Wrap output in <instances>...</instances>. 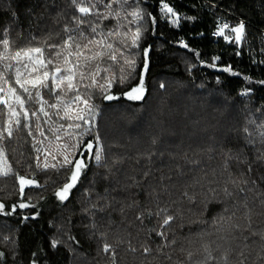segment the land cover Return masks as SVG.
Returning <instances> with one entry per match:
<instances>
[{"label": "trees", "instance_id": "16d2710c", "mask_svg": "<svg viewBox=\"0 0 264 264\" xmlns=\"http://www.w3.org/2000/svg\"><path fill=\"white\" fill-rule=\"evenodd\" d=\"M109 2V18H98ZM85 3L96 5L91 15L82 16L72 0H0V40L8 39L11 49L44 47L46 56L56 51L49 45L70 35L80 40L82 33L86 42L97 25L98 32L120 33L142 25L139 46L125 50L133 66L119 54L116 64L105 59L101 65H112L116 80L109 94L119 99L105 100L98 88H79L97 108L95 127L82 125L66 135L59 125L70 121L48 106L60 93L42 89L51 119L39 112L38 102L27 101L33 135L14 126L12 137L5 133L0 141V169L11 170L0 176V264H76L77 258L80 264H264V0ZM162 3L173 8L178 23L161 11ZM135 10L144 18L129 23L127 13ZM220 22L230 28L244 22L243 41L217 37ZM5 63L0 61V72ZM5 75L11 78L12 71ZM141 78L143 99H127ZM0 110L2 130L8 114L3 105ZM78 139L80 150L91 141L93 153L79 157L87 167L60 201L55 193L70 175L61 167L60 146ZM98 149L99 163L93 158ZM18 177L35 184L21 193ZM167 217L172 219L165 225ZM61 222L66 244L53 247Z\"/></svg>", "mask_w": 264, "mask_h": 264}, {"label": "snow or ice", "instance_id": "6c2138e0", "mask_svg": "<svg viewBox=\"0 0 264 264\" xmlns=\"http://www.w3.org/2000/svg\"><path fill=\"white\" fill-rule=\"evenodd\" d=\"M116 2V0H113ZM72 3L77 6V10L82 16H88L92 14V9L95 8V4L91 6H85V0H72ZM106 9H111L110 4H105ZM161 11L165 14H171L177 17L173 8L167 3H162ZM103 19H108L111 15V11L105 13H96ZM119 16V13H116ZM133 19L129 23H137L143 20V14L139 10H135L127 13ZM79 23L85 21L79 20ZM156 21L153 20V23ZM179 17L173 20V23H178ZM91 29L95 35L92 38L84 41L83 34L81 33V39L78 40L76 36H68L60 45H49V49H56L54 52H50L49 55H45V48L40 46H29L20 49H11V45L8 39L4 38L0 40V44L3 46V51H0V61H9L3 65V72H0V105H3L7 109L8 119L6 121V127L0 130V141L5 139V133L8 138H11L15 129L20 127L29 128V135H33L31 131L32 125L26 123L30 119V110L26 107L27 101L34 100L41 106L39 112L44 116L51 119L50 113L45 110L44 105L48 102L44 100L42 95V89H48L49 94L56 95L57 103L49 104L48 106L56 109V115L61 120L70 121V123L59 125V129H65L66 135L71 137L74 135L72 132H68L69 129H80L82 125H89L88 131L92 127H95V120L98 115V111L95 105L91 104L90 96L85 97L79 91L82 86L85 89L98 88L101 93L104 94V99L108 101L119 99L115 95L109 94L111 84L116 80L115 74L112 73V65L102 67L101 65L105 62V59L110 60L113 64L118 62V56L123 58V63L129 66L134 65V60L129 56L125 55V50L129 48L127 42L128 34L131 33V44L130 47L135 48L139 46V40L141 38V26H138L133 31L128 29L124 33L112 30L108 32H98L97 28ZM228 25H223L215 33L217 36H223L225 40L230 38L225 35V29ZM68 31V29H65ZM231 32L235 33V42L239 44L244 36V24L241 23L237 27L231 28ZM119 38V39H115ZM231 42V41H230ZM187 47V45H183ZM65 51L67 54H65ZM239 55V53H237ZM147 50L144 51V56L147 57ZM199 55V53H196ZM218 59V58H217ZM14 62V64L11 63ZM63 64L64 67L60 65ZM51 65V68L49 66ZM215 66V65H213ZM14 69V71H13ZM12 71V77L9 78L5 75ZM123 68L121 72L123 73ZM144 71H147V63L144 65ZM223 71H231L229 67H225ZM108 73L109 75L101 76V73ZM36 73V75H33ZM234 75L236 73H233ZM99 78V79H98ZM120 81L123 82L125 79L124 75L119 77ZM99 80H103L100 83ZM88 81V83H85ZM264 83V81H261ZM7 85V88L4 87ZM15 85V86H14ZM18 86V87H17ZM163 87V85H161ZM35 90V92H33ZM144 83L141 78L138 86L133 87L130 91L125 93V96L129 100H142L144 97ZM69 93H74L68 100H65V96ZM15 105V106H14ZM61 105H63L61 109ZM82 105V106H81ZM18 106V110L17 107ZM2 111V110H0ZM62 112V114H61ZM31 116H37L36 112H31ZM39 119V117H37ZM48 120H45L47 123ZM59 129H53V134L57 141L61 140V136L58 134ZM36 130L40 136H44L45 133L40 129L39 124L36 125ZM85 133H80L82 137ZM40 142V141H38ZM82 139H78L76 143H65L61 145V155L63 157L61 167L67 168L70 175L68 181L63 187L55 193L60 201L68 199L69 193L76 186L79 181L82 171L87 167L85 159L79 158L84 157L85 152L93 153L94 145L91 141L84 144V149L80 150V144ZM96 142L99 144V137H96ZM42 143V142H40ZM40 151V149H37ZM78 153V156L75 155ZM3 157V152L0 151V158ZM94 160L99 163L102 160V149H98L93 154ZM261 159H264V154L261 155ZM39 160V157H37ZM6 163V162H5ZM47 168L48 165L45 164ZM55 168V165H51ZM11 170L0 169V176H7ZM20 192L23 193L25 186L35 184V181L26 179L24 177H18ZM38 186V185H37ZM227 191V190H226ZM20 208L29 207L26 203H21ZM4 210V205L0 204V212ZM15 211V208L12 209ZM172 217H167L164 220V224L167 225L171 221ZM163 235V233H160ZM53 247L56 246V242H53ZM109 246L105 245L104 251L107 252ZM148 249H145L147 252Z\"/></svg>", "mask_w": 264, "mask_h": 264}, {"label": "rangeland", "instance_id": "374dc122", "mask_svg": "<svg viewBox=\"0 0 264 264\" xmlns=\"http://www.w3.org/2000/svg\"><path fill=\"white\" fill-rule=\"evenodd\" d=\"M107 4H110V2L109 3H107ZM104 5L105 4H103L102 5V8H103V12L106 14V12H107V10L108 9H106L105 7H104ZM111 5V4H110ZM85 6H87L86 5V3H85ZM101 8V7H100ZM109 10H111L112 11V7H111V9H109ZM170 16H171V14H169ZM140 23V22H139ZM140 25V24H139ZM238 25H236L235 27H237ZM233 28V27H232ZM218 30H219V28H217ZM112 31V30H111ZM244 33H245V30H244ZM225 35H227L229 38H230V40L231 39H235V33H233V32H231V28H230V26H229V24H228V28H226L225 29ZM219 37H223V36H219ZM244 37V36H243ZM115 39H119V38H115ZM230 40H228V41H230ZM243 41V39L241 40V42ZM240 42V43H241ZM130 44H131V42H130ZM130 44H129V47H130ZM131 49H133L132 47H130ZM109 112V111H108ZM109 114V113H108ZM118 134H120V132H118L117 133V136H118ZM121 139L123 140V138H122V135H121ZM146 143H147V140H144L143 142H142V144H141V148H140V151H142V149H145L146 148ZM139 153V152H138ZM143 156V155H142ZM140 159H141V155H140ZM111 161V157H110V159H109V162ZM64 223L63 222H61L60 224H59V227L57 228V233H59L60 234V231L59 230H62L61 229V227H62V225H63ZM64 226V225H63ZM65 227H66V225H65ZM65 231H66V228H65ZM56 234V239H54L53 240V242H56V245L57 244H66L65 242H64V236L65 235H62V234ZM58 235V236H57ZM67 237V236H66ZM100 261H102L103 263L105 262V260L104 259H102V260H100ZM76 264H80L79 263V259L77 258V260H76ZM82 264H88L87 262L85 263V262H82Z\"/></svg>", "mask_w": 264, "mask_h": 264}, {"label": "built area", "instance_id": "2783aa9c", "mask_svg": "<svg viewBox=\"0 0 264 264\" xmlns=\"http://www.w3.org/2000/svg\"><path fill=\"white\" fill-rule=\"evenodd\" d=\"M242 23L245 24L244 22H242ZM225 24L228 25L226 22H220V26H219V28L222 27V26L225 25ZM216 36H217V35H216ZM217 37H219V36H217Z\"/></svg>", "mask_w": 264, "mask_h": 264}]
</instances>
